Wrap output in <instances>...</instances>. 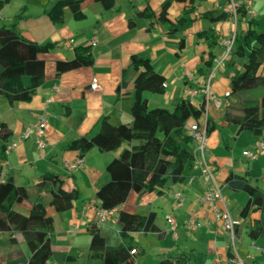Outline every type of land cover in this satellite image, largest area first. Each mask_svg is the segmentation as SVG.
Instances as JSON below:
<instances>
[{
    "label": "crops",
    "instance_id": "crops-1",
    "mask_svg": "<svg viewBox=\"0 0 264 264\" xmlns=\"http://www.w3.org/2000/svg\"><path fill=\"white\" fill-rule=\"evenodd\" d=\"M58 1L0 0L5 3L0 5V28L17 24L16 28L26 39L39 44H55L50 52L39 55L46 63L45 80L30 102L10 104L5 96L0 95V128L4 124L12 132L7 141L0 138V149L17 139L27 126L35 124L39 116L45 115L48 119L46 149L40 151L34 140H28L5 155L4 161L0 158V182L13 180L16 185L26 188L28 200L16 206L17 212L28 215L37 202L46 206L47 215L53 219L54 257L49 264H104L90 255L92 236L89 227L97 224L106 245L119 247L123 241L117 218L122 211L143 216L154 213L155 224L161 232L132 234L135 264H159L164 260L173 263L180 260L184 264H233L231 259L234 256L244 264H264V238L253 239L249 235L251 227L261 224L263 212L255 211L243 218L241 213L249 195L228 184L233 175L246 179L264 192V152H260L256 160L243 154L256 150L258 144L264 142V134L258 137L249 130L238 133L239 125L227 119L236 118L230 109L237 100L227 94L231 90V78L242 70L241 59L230 56L226 66L216 72L212 81V92L222 100V108L218 109L212 103L206 105L202 117L192 118L187 124L189 132L195 125L205 128L209 117L218 126L208 138L206 158L216 168L215 177L222 188L224 200L217 201V205H226L233 217L241 222L235 247L223 225L216 221L212 206L198 202V198L206 194L207 187L195 162L184 182L173 184L169 181L161 194L152 192L139 196L132 191L126 202L104 223L98 220L100 209L96 193L110 181L109 163L125 148H130V144L110 152L94 148L85 155L82 167L74 172L66 169L67 163L80 159V151L67 149L71 142L95 136L107 125H128L133 121L134 81L139 71L131 64L136 56L150 59L155 71L166 79L163 94L144 93L151 108L173 110L183 99H190L197 106L204 101L201 90L216 61L225 53L222 40L235 30V26L229 19L213 23L202 15L222 12L229 0H195V11L185 24L178 21L184 17L190 0L174 1L168 18L171 23H178L175 33H170V25L159 19L165 0H115L112 9L95 0H84L82 12L85 19L76 20L71 9L66 7L64 21L54 23L48 13ZM260 7L263 11L264 0H253L252 8L258 19L264 20L259 13L261 9L258 11ZM245 10L247 17L240 15L239 18V34L247 31V21L251 18L247 7ZM143 12L147 15L142 16ZM149 14L154 16L149 18ZM210 28L216 30L220 40L213 50L216 55L214 65L203 76L198 71L209 58L210 49L197 35ZM90 45L94 58L92 64L58 75L59 61L73 60L76 48ZM94 81L100 85L98 91L91 90ZM24 83L29 86L30 78L25 77ZM193 90L199 94L192 99L190 91ZM244 135L250 137V142L241 145ZM191 147L187 146L198 155L195 141ZM46 175L61 177L67 192H78L72 209L58 212L51 205V193L47 190L40 193V184ZM178 192H182L185 199L183 206L175 209V194ZM169 218H173L175 225ZM192 219L200 225L198 229L188 228ZM11 236L12 232L0 231V256L22 250L28 260L31 252L23 235L14 233L15 244L11 243Z\"/></svg>",
    "mask_w": 264,
    "mask_h": 264
},
{
    "label": "trees",
    "instance_id": "trees-1",
    "mask_svg": "<svg viewBox=\"0 0 264 264\" xmlns=\"http://www.w3.org/2000/svg\"><path fill=\"white\" fill-rule=\"evenodd\" d=\"M107 9L115 6V0H95ZM174 1L186 2L187 0H165L159 19L170 25V33L177 32V25L190 21L188 18L195 11V0H190V5L184 10V17L178 23H171L168 14ZM7 2V1H5ZM84 0H59L49 11L52 22L64 21V9L70 8L76 20L85 19L82 12ZM5 3H0L3 5ZM245 6L239 9L240 15L247 17ZM142 16L147 15L145 12ZM149 14L148 17H153ZM202 18L213 23L228 20L226 12H205ZM247 31L238 33L235 39L231 57L243 60L242 70L231 78V91L229 97L240 92L264 87V20L249 18ZM0 28V95L6 97L10 104L15 102H30L37 89L45 80L46 63L39 55L50 52L55 44L49 42L39 44L26 39L16 28ZM203 39L210 49L209 58L204 62L199 73L207 75L214 65L216 55L213 53L218 47L220 36L215 29H207L197 35ZM92 46L76 48V57L71 61L57 63L58 75L67 70L80 68L92 64ZM131 67L139 71L134 81L135 102L132 107L133 121L128 125L104 127L101 132L92 137H82L71 142L67 149L80 151V158H84L92 149L101 151H115L124 144L129 143L130 148H125L118 158L113 159L107 170L110 181L100 188L96 197L100 210H113L121 206L134 191L139 196L148 193H162V188L170 181L173 184L184 182L195 162L194 153L187 148L194 143V138L187 129L190 119H200L206 112V103L199 106L190 99L181 100L173 110L161 107L151 108L149 101L144 97L145 92L163 94L165 92V77L159 75L150 59L142 56L134 57ZM30 78V85L26 86L24 78ZM242 116L227 118L228 121L239 125L238 133L245 130L251 131L255 136L264 134V97L260 101L248 100L244 102ZM208 136L218 126L209 117L206 120ZM12 132L3 124L0 128V138L7 141ZM6 148L0 149V158L4 161ZM228 184L235 190L244 191L249 195V201L243 208L241 216L248 218L252 212L262 211L261 224L251 227L250 237L264 238V192L253 187L244 178L230 176ZM64 180L56 175L44 176L40 184V193L47 190L52 195L51 205L58 212L72 209L78 199L76 190L67 192ZM28 200V193L23 186L16 185L13 180L0 182V231L12 232L11 243L17 242L14 233H21L31 255L26 260L22 250H17L5 256H0V264H49L54 257L52 250L53 219L46 213V206L37 202L32 206L28 215L16 211V206ZM156 215L147 216L131 214L122 211L117 222L120 226L122 244L119 247H108L100 235L97 224L89 227L92 241L90 255L101 260L104 264H135L133 256L134 245L131 243L132 234L135 232H158L155 224ZM180 261V260H179ZM173 263L164 260L159 264H184L182 261ZM179 262V263H178Z\"/></svg>",
    "mask_w": 264,
    "mask_h": 264
},
{
    "label": "built area",
    "instance_id": "built-area-1",
    "mask_svg": "<svg viewBox=\"0 0 264 264\" xmlns=\"http://www.w3.org/2000/svg\"><path fill=\"white\" fill-rule=\"evenodd\" d=\"M134 1V0H131ZM253 0H229L228 4L224 7L223 11L229 14V20L235 26V30L225 39L222 40V44L225 47L224 55L216 61V65L212 69L210 75L208 76L201 93L204 95V101L206 105L213 104L218 109L222 108V100L218 99L212 92V81L215 78L216 72L220 68H224L231 56V52L234 47L236 36L238 35V22L240 18L239 9L243 6L247 7L248 14L251 18H258L257 12L252 8ZM73 41H71L72 44ZM100 85L97 81L91 85V90L98 91ZM199 94L198 91H190V97L193 99ZM229 97V93L227 94ZM48 127V119L45 115L38 117L37 122L33 125L27 126L21 135L10 142L5 150V155H9L14 151L21 143L34 140L38 149L44 151L47 147L46 140V129ZM190 133L194 138L197 145L195 155V165L201 170V177L207 187V192L204 196L198 198V202L205 204L208 203L215 211L216 221L221 223L225 228L231 242L232 246L235 247V242L237 240V228L240 226L241 222L239 219L233 217L226 205L219 207L217 201H223L222 188L218 183L215 174L216 168L207 160L206 151L208 145V134L206 128H200L199 126H193L190 129ZM260 152H264V142L258 144V147L254 151H244V156L250 160H256ZM85 163L84 158H80L75 162L67 163L66 169L69 172H74L78 168L82 167ZM185 196L182 192L175 194L174 208L178 209L183 206ZM115 209L113 210H99L98 220L100 223H104L106 220L110 219L114 215ZM170 222L175 225L173 218H169ZM190 229H198L200 225L194 220H190L187 224ZM231 262L233 264H244V262L237 256L232 257Z\"/></svg>",
    "mask_w": 264,
    "mask_h": 264
},
{
    "label": "rangeland",
    "instance_id": "rangeland-1",
    "mask_svg": "<svg viewBox=\"0 0 264 264\" xmlns=\"http://www.w3.org/2000/svg\"><path fill=\"white\" fill-rule=\"evenodd\" d=\"M16 7H17V4H16L15 8ZM260 9H261V7L258 9V11ZM259 13H261L262 18H264V10L262 11V9H261V11H259ZM263 72H264V66H263ZM220 73L221 72H218V75H220ZM233 97H234L233 99L237 100V102L235 104H233V106L230 110L232 112L233 117L239 118L243 114L242 113L243 104H244V102H246V100L248 101L247 98H251V100H254V101H260L264 97V87L251 89L248 91H243V92H240V93L234 95ZM244 99H246V100H244ZM224 102H226L225 99H224ZM249 142H250V137L247 135H244L241 138L240 144L244 145V144H248ZM188 147H189V149L192 148L191 145H188ZM254 182H256V181H254Z\"/></svg>",
    "mask_w": 264,
    "mask_h": 264
}]
</instances>
